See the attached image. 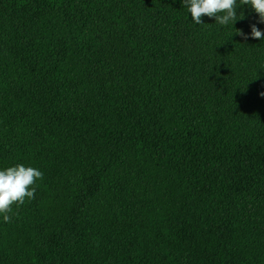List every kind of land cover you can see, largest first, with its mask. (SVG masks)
<instances>
[{"label": "trees", "instance_id": "1", "mask_svg": "<svg viewBox=\"0 0 264 264\" xmlns=\"http://www.w3.org/2000/svg\"><path fill=\"white\" fill-rule=\"evenodd\" d=\"M236 10L247 39L182 0H0V170L44 174L0 264H264V22Z\"/></svg>", "mask_w": 264, "mask_h": 264}, {"label": "clouds", "instance_id": "2", "mask_svg": "<svg viewBox=\"0 0 264 264\" xmlns=\"http://www.w3.org/2000/svg\"><path fill=\"white\" fill-rule=\"evenodd\" d=\"M182 4L191 14V19L196 24H202V16L214 18L220 26L231 25L238 18H243L242 12L237 8L249 5L258 14L259 21L264 22V0H182ZM240 13V14H238ZM250 35L252 38L264 41V32L251 26ZM234 28V27H233ZM238 35L247 39L249 34L243 33L240 29L234 28ZM264 95V93H261ZM43 172L31 166L15 164L0 170V215L4 222H11L13 206L19 207L26 201L35 198L36 182L43 179Z\"/></svg>", "mask_w": 264, "mask_h": 264}]
</instances>
